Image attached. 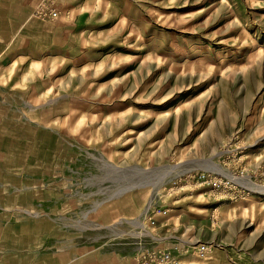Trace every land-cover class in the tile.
Instances as JSON below:
<instances>
[{
	"label": "rangeland",
	"instance_id": "1",
	"mask_svg": "<svg viewBox=\"0 0 264 264\" xmlns=\"http://www.w3.org/2000/svg\"><path fill=\"white\" fill-rule=\"evenodd\" d=\"M62 3L0 0V260L264 264V0Z\"/></svg>",
	"mask_w": 264,
	"mask_h": 264
},
{
	"label": "crops",
	"instance_id": "2",
	"mask_svg": "<svg viewBox=\"0 0 264 264\" xmlns=\"http://www.w3.org/2000/svg\"><path fill=\"white\" fill-rule=\"evenodd\" d=\"M93 2L94 0H63V5H65V9H68V10H75L76 8H78V7H80V6H82V4H86V3H88V2ZM102 1H104V0H102ZM69 7H70V9H69ZM41 26H44V25H41ZM21 28V27H20ZM19 28V29H20ZM27 28L28 29H33L34 28V25L33 24H31V25H29V26H27ZM18 29V28H17ZM42 33H43V31H42ZM48 32L47 31H44V33H43V35L44 34H47ZM44 36H46V35H44ZM43 47H45L44 49H43V54H42V52L41 53H38L37 51H35V50H33L32 48H30V47H27L26 49L27 50H29V52H35L37 55H36V57H41L42 55L44 56V55H46L47 57L46 58H49V57H51V56H49V55H52L54 52H51V50H55V49H58V48H56V47H54V46H49V45H47V44H45ZM27 50H21V51H24V55L26 54V52H27ZM20 51V52H21ZM58 52V51H57ZM28 53V52H27ZM38 55H41V56H38ZM37 58V59H38ZM27 59H30L29 57H27ZM31 59H32V57H31ZM20 60H22V59H19V61ZM47 60V59H46ZM18 61V62H19ZM28 223V222H27ZM42 223H45L44 221H41V225H42ZM46 224V223H45ZM19 240V239H18ZM0 241H2V239H0ZM3 241H6V242H11L10 241V238H8V239H5V240H3ZM16 241V240H15ZM32 246V245H31ZM19 247L20 248H22V247H24V249H16V250H12V251H10V250H8L7 252L10 254L11 252L13 253V257H14V262H9V261H1L0 260V264H31V262H32V264H33V259H32V257H33V251L31 250V249H28V250H26L25 249V246L24 245H19ZM18 251H20L21 253H19ZM0 253H4V252H0ZM24 257H28L27 259L28 260H25V258ZM42 262V264H45L44 263V260H42L41 261ZM35 264H39V263H35ZM47 264H49V263H47ZM59 264V263H58Z\"/></svg>",
	"mask_w": 264,
	"mask_h": 264
},
{
	"label": "bare ground",
	"instance_id": "3",
	"mask_svg": "<svg viewBox=\"0 0 264 264\" xmlns=\"http://www.w3.org/2000/svg\"><path fill=\"white\" fill-rule=\"evenodd\" d=\"M57 14V13H56ZM49 17H53V16H49ZM55 17V16H54ZM208 163H210L208 166L210 167V168H213V169H216V170H219L217 167H216V165L214 164V163H212V162H208ZM136 226H139V227H143L141 224H135Z\"/></svg>",
	"mask_w": 264,
	"mask_h": 264
},
{
	"label": "built area",
	"instance_id": "4",
	"mask_svg": "<svg viewBox=\"0 0 264 264\" xmlns=\"http://www.w3.org/2000/svg\"><path fill=\"white\" fill-rule=\"evenodd\" d=\"M51 16H53V17H54V16H56V13H54V12H51Z\"/></svg>",
	"mask_w": 264,
	"mask_h": 264
}]
</instances>
